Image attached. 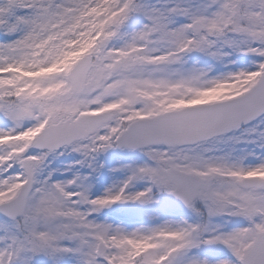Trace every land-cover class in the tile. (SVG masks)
I'll list each match as a JSON object with an SVG mask.
<instances>
[{
  "label": "snow or ice",
  "instance_id": "6c2138e0",
  "mask_svg": "<svg viewBox=\"0 0 264 264\" xmlns=\"http://www.w3.org/2000/svg\"><path fill=\"white\" fill-rule=\"evenodd\" d=\"M0 264H264V0H0Z\"/></svg>",
  "mask_w": 264,
  "mask_h": 264
}]
</instances>
